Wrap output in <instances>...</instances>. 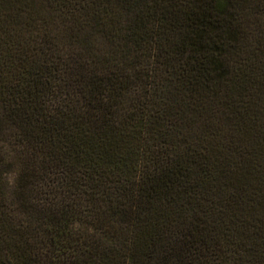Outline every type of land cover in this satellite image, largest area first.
<instances>
[{
  "label": "trees",
  "instance_id": "obj_1",
  "mask_svg": "<svg viewBox=\"0 0 264 264\" xmlns=\"http://www.w3.org/2000/svg\"><path fill=\"white\" fill-rule=\"evenodd\" d=\"M44 2L0 0V264H264V0Z\"/></svg>",
  "mask_w": 264,
  "mask_h": 264
},
{
  "label": "rangeland",
  "instance_id": "obj_2",
  "mask_svg": "<svg viewBox=\"0 0 264 264\" xmlns=\"http://www.w3.org/2000/svg\"><path fill=\"white\" fill-rule=\"evenodd\" d=\"M33 2H34L35 6H36L37 8H41V9L44 8V5H45L44 0H33ZM176 67H177V65H176ZM158 77H159L160 81L163 80V79L165 78V73H164L163 71L160 70V71L158 72ZM10 132H11V129H7V130L4 131V133H3V135H2V138H3V144H4V145H6V142H7L8 139H9ZM181 152H182L181 150H178V151L176 152V155H179V153H181Z\"/></svg>",
  "mask_w": 264,
  "mask_h": 264
}]
</instances>
